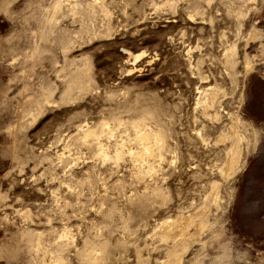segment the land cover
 <instances>
[{
  "label": "rangeland",
  "instance_id": "1",
  "mask_svg": "<svg viewBox=\"0 0 264 264\" xmlns=\"http://www.w3.org/2000/svg\"><path fill=\"white\" fill-rule=\"evenodd\" d=\"M93 258L264 264V0H0V264Z\"/></svg>",
  "mask_w": 264,
  "mask_h": 264
},
{
  "label": "bare ground",
  "instance_id": "2",
  "mask_svg": "<svg viewBox=\"0 0 264 264\" xmlns=\"http://www.w3.org/2000/svg\"><path fill=\"white\" fill-rule=\"evenodd\" d=\"M43 102V101H42ZM42 104V103H41ZM134 125H136L137 123H133ZM138 125V124H137ZM105 126V125H104ZM139 126H136V128H138ZM102 129V128H101ZM105 128H103L102 131H104ZM106 130V129H105ZM110 132V131H109ZM235 132V131H234ZM83 135H82V140L84 142H88L90 140H94L93 142H97V138L95 137V134L96 132L93 131V130H89V129H86L85 131H83ZM138 139L142 142V148L139 149L136 153V156L138 158H141V159H145L147 157H152V156H155L156 155V151L159 150L162 146V138H161V135L159 133H154L152 134V132H149L147 130H141L140 131V128L138 129ZM155 136V137H154ZM135 141V140H134ZM237 144V143H236ZM118 150V149H117ZM122 154V150L118 151L116 153L117 157L121 156ZM234 155V154H233ZM236 162V161H235ZM57 248V247H56ZM50 250V249H49ZM47 251V250H46ZM89 256V255H87ZM86 257V255H85ZM92 257V256H90ZM89 258V257H88ZM96 258V257H95ZM93 258L92 260L89 259V261L92 263V264H96V260ZM87 261V262H89ZM99 262V261H98ZM61 264V263H59Z\"/></svg>",
  "mask_w": 264,
  "mask_h": 264
}]
</instances>
